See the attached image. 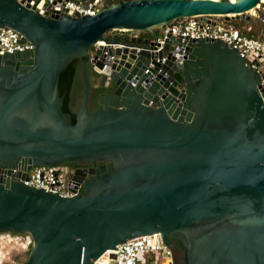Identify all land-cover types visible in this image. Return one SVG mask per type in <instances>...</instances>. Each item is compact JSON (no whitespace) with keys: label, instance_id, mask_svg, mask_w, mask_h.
<instances>
[{"label":"water","instance_id":"water-1","mask_svg":"<svg viewBox=\"0 0 264 264\" xmlns=\"http://www.w3.org/2000/svg\"><path fill=\"white\" fill-rule=\"evenodd\" d=\"M260 2L119 0L96 15L49 17L0 0V28L34 45L0 54V168L110 163L79 169L75 180L94 177L73 197L0 170V233L32 235L25 264H96L156 233L169 248L181 244L184 264H264L262 76L221 40L170 36L157 51L158 36L109 35L197 16L250 21ZM80 58L85 90L74 123L60 77ZM88 66L108 90L93 112Z\"/></svg>","mask_w":264,"mask_h":264},{"label":"built area","instance_id":"built-area-1","mask_svg":"<svg viewBox=\"0 0 264 264\" xmlns=\"http://www.w3.org/2000/svg\"><path fill=\"white\" fill-rule=\"evenodd\" d=\"M18 1L25 6L35 7L36 10L43 14L46 13L49 17H59L64 14L76 17L96 15L107 7L106 2L103 0L88 3L81 0ZM248 12L246 14H249ZM262 15H264L263 0L250 13L251 20L255 17L264 23L261 18ZM235 20L244 21L243 19L227 18L220 15L178 19L171 25L163 27V31L156 40L157 51L163 49L170 36L179 39L183 44L198 39L221 40L236 49L242 57L251 62L253 68L262 76L264 92V38L250 36L248 33L253 32V27L249 25L246 31H243L233 24ZM113 32L117 35L126 36L129 40L145 39V37H142L144 32L140 31L115 30ZM102 44L105 45L104 42ZM100 45L101 43L97 44L96 48ZM31 50H34V45L27 41L19 31L12 28H0V54ZM179 53L184 57L185 48L182 47ZM178 63L182 64L183 60H178ZM0 170L6 178L17 180L26 186L43 189L62 197H73L84 192L85 189V182L74 179L79 169L72 167V165L38 166L29 171H23L20 167H1ZM22 175L24 176L22 177ZM0 243L4 246L13 243L19 249L29 251L34 245V239L30 234L4 232L0 233ZM110 251L112 253L104 258L102 257V260L99 263L97 261L96 264H158V259L170 260V263H173L174 260L173 249L164 243L162 235L159 233L132 238L119 245L115 250ZM1 254L2 252H0V257ZM112 254H115L116 258H112Z\"/></svg>","mask_w":264,"mask_h":264},{"label":"flooded vegetation","instance_id":"flooded-vegetation-1","mask_svg":"<svg viewBox=\"0 0 264 264\" xmlns=\"http://www.w3.org/2000/svg\"><path fill=\"white\" fill-rule=\"evenodd\" d=\"M80 59H81V64H80L79 72H78L79 78L77 79V81L80 85L74 87V89L72 91V95H71V108L73 111H75L76 109H79L81 102H82L84 90H85L83 69H84L86 60L83 58H80ZM88 68H89V79L91 80V82L94 86V89L92 92V97L90 100V109H92L93 108V102L95 101V98H96V91L95 90L100 87V79H99L98 75L95 73V71L90 66H88ZM82 84L84 85V89L81 88ZM107 92H108V90L105 89L104 92L100 95L106 94ZM103 166L108 168L110 166V163L99 160L96 163L94 161H85V162H82L79 164H72V167H75L77 169H80V170H83L86 172H90L93 169H103ZM93 177H94L93 175L88 174L87 177H85V182L91 180ZM84 192H85V189H84ZM174 245H175V247L173 248V258H174L173 263H170V261L167 262V261H164L162 259H158V264H184L183 249H182L181 244L177 240H174Z\"/></svg>","mask_w":264,"mask_h":264},{"label":"trees","instance_id":"trees-1","mask_svg":"<svg viewBox=\"0 0 264 264\" xmlns=\"http://www.w3.org/2000/svg\"><path fill=\"white\" fill-rule=\"evenodd\" d=\"M83 1V0H81ZM92 1H95V0H84L83 2H92ZM119 0H109V1H106V4H107V7L118 2ZM237 21H240V20H235L233 21L234 22H237ZM261 21V20H260ZM242 23H245V24H249L251 22H247V21H242ZM262 22V21H261ZM263 23V22H262ZM235 25V24H234ZM264 25V23H263ZM264 30V28H263ZM250 36H256V34L254 32H251V33H248ZM147 35H142V37H145L146 38ZM151 38V37H150ZM80 64H81V59H77L75 60L72 64L69 65V67L61 74V77H60V91H61V94L62 95H65V106H64V109L66 112H69L72 114V117H73V122L76 123V113L72 110L71 108V95H72V91L74 89L75 86H78L80 85L77 81V79L79 78V67H80ZM177 78L179 79L180 76L177 75ZM81 88L84 89V85L82 84L81 85ZM104 88L102 87H99L97 88L95 91H96V98H95V101L93 102V108L90 109L92 112L97 110V108H99V103H98V98L100 96V94H102L104 92ZM92 97V96H91Z\"/></svg>","mask_w":264,"mask_h":264},{"label":"rangeland","instance_id":"rangeland-1","mask_svg":"<svg viewBox=\"0 0 264 264\" xmlns=\"http://www.w3.org/2000/svg\"><path fill=\"white\" fill-rule=\"evenodd\" d=\"M103 1L106 2L109 0H103ZM247 15H250V14H247ZM233 24H235V26L239 27L243 31H246L247 27L251 25L253 27V32L256 34V36H258L259 38H264L263 37L264 25L258 18H255V17L252 18L249 24L242 23L241 20L234 22ZM153 30L157 32H162L163 27L156 28ZM114 34L115 33L113 31L109 33L110 36H113ZM3 246L4 245L0 243V252H2L1 257H0V262H2V264H25L31 253V250L24 251L16 247L15 244L13 243L6 245L4 247ZM169 261L170 260H167V262Z\"/></svg>","mask_w":264,"mask_h":264},{"label":"crops","instance_id":"crops-1","mask_svg":"<svg viewBox=\"0 0 264 264\" xmlns=\"http://www.w3.org/2000/svg\"><path fill=\"white\" fill-rule=\"evenodd\" d=\"M160 34H161V32H157V31H154V30H151V31H148V32H144L143 33V35H147L145 39H148L150 37H155V36H158ZM114 35H117V34H114Z\"/></svg>","mask_w":264,"mask_h":264},{"label":"bare ground","instance_id":"bare-ground-1","mask_svg":"<svg viewBox=\"0 0 264 264\" xmlns=\"http://www.w3.org/2000/svg\"><path fill=\"white\" fill-rule=\"evenodd\" d=\"M263 1H264V0H263ZM251 12H253V9H252L250 12H248V13L250 14ZM101 45H103V44H101ZM110 253H112V251L107 252V253L104 254L102 257L104 258V257H106L107 255H109ZM102 257L98 260V263L102 260ZM98 263H97V264H98Z\"/></svg>","mask_w":264,"mask_h":264}]
</instances>
